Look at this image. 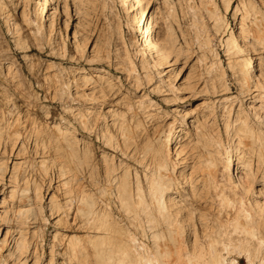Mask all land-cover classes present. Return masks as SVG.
I'll list each match as a JSON object with an SVG mask.
<instances>
[{"label":"rangeland","instance_id":"1","mask_svg":"<svg viewBox=\"0 0 264 264\" xmlns=\"http://www.w3.org/2000/svg\"><path fill=\"white\" fill-rule=\"evenodd\" d=\"M133 2L0 0V264H264V0Z\"/></svg>","mask_w":264,"mask_h":264},{"label":"bare ground","instance_id":"2","mask_svg":"<svg viewBox=\"0 0 264 264\" xmlns=\"http://www.w3.org/2000/svg\"><path fill=\"white\" fill-rule=\"evenodd\" d=\"M133 1L135 2V5L137 4V10H135L136 13L133 15L132 19H133V23L137 26V29L142 36V41H143L142 48H143V50L151 53L153 56L157 55L158 58L166 57L168 55L166 49H164L161 45H158V43L153 39V35L151 34L149 21L145 15L146 5L143 4V0H133ZM255 67H256V59L254 58V56H250L242 64V71H243V73L252 76L255 73ZM172 137L173 138L171 139V141L176 142L179 139L180 135H178L177 133H174V134H172ZM235 155L237 156V153H233L229 159V162H228L229 164L234 165V166H235L236 160H237L235 158L236 157ZM236 175H237V178L235 180L236 183L241 185L244 189H246L247 183H246V179H245V175H244L243 171L238 169ZM187 187H189L188 176L182 175L181 176V188H187ZM163 191H164V189L161 190V192H163ZM257 192H259V191H257ZM128 199L129 198H128L127 190H123L122 191V201L123 200L127 201V203L125 205L126 206L125 210H127V211L132 209V204ZM166 202H167L166 209H167V211H168L167 213H169V215L174 214V213H178L177 212L178 210H176L177 209L176 208L177 202H176V198L174 195H170L168 198H166ZM255 202H254L255 206H257V203H255ZM109 216L113 217V213L110 212L108 209L107 210L104 209V233L108 232L111 234V232H116V229L113 225V222H109V219H108ZM153 220L156 221L157 224L160 223V219H158V217H156L155 215H154V218H152L150 221H153ZM110 241L108 240V243ZM162 244L170 247V243L168 240H165V242H163ZM117 249L119 250L120 253L125 254V251L127 254L129 253V248L127 249L126 247H124L122 245L118 244ZM159 254H162V250ZM249 264H252V261H249Z\"/></svg>","mask_w":264,"mask_h":264}]
</instances>
